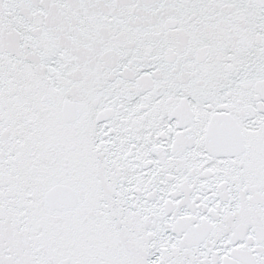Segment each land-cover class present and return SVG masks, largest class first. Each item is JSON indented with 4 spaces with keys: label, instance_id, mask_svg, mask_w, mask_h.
<instances>
[{
    "label": "snow or ice",
    "instance_id": "1",
    "mask_svg": "<svg viewBox=\"0 0 264 264\" xmlns=\"http://www.w3.org/2000/svg\"><path fill=\"white\" fill-rule=\"evenodd\" d=\"M0 264H264V0H0Z\"/></svg>",
    "mask_w": 264,
    "mask_h": 264
}]
</instances>
